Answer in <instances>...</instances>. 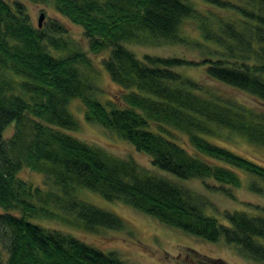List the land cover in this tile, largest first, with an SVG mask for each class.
I'll return each mask as SVG.
<instances>
[{
  "label": "trees",
  "instance_id": "obj_1",
  "mask_svg": "<svg viewBox=\"0 0 264 264\" xmlns=\"http://www.w3.org/2000/svg\"><path fill=\"white\" fill-rule=\"evenodd\" d=\"M202 1L236 15L213 25L201 20L191 0H27L50 5L79 26L91 53L107 52L101 66L121 89L117 105L96 96V67L86 53L70 49L60 19L39 28L23 1L0 0V264H127L69 232L30 221L54 220L87 232L124 227L115 213L79 199L78 188L206 241L223 238L264 263V217L224 211L222 223L207 211V198L172 178L212 179L218 183L213 190L227 195L226 185L241 184L236 170L264 181V166L209 139L234 133L264 147V113L203 96L197 82L173 70L196 65L190 61L139 58L125 45L188 43L180 27L186 19H200L202 41L189 43L204 48L200 65L207 77L264 106V0H251L249 7ZM75 99L86 121L115 133L169 177L69 134L78 127L69 109ZM176 132L186 136L183 144ZM23 168L42 174L49 188L19 177ZM249 187L264 193L254 182ZM190 254L195 264H225L188 249Z\"/></svg>",
  "mask_w": 264,
  "mask_h": 264
},
{
  "label": "rangeland",
  "instance_id": "obj_2",
  "mask_svg": "<svg viewBox=\"0 0 264 264\" xmlns=\"http://www.w3.org/2000/svg\"><path fill=\"white\" fill-rule=\"evenodd\" d=\"M12 2L14 0H6ZM23 1L27 6L30 19L34 26L38 25V17L40 13H44L42 25L50 19H60L67 28L69 35L66 37L70 49H79L87 54L96 67L95 84L97 87L96 96L102 102L108 100L117 105H122L120 97L121 89L117 84L111 81L106 71L101 66V59L106 56L107 52L93 54L88 48L87 39L82 34V29L60 18L50 5L32 4L27 0ZM202 19L208 20L211 24H215L218 19H227L235 17V11L231 9H222L210 4H206L202 0H191ZM229 1L236 6L249 7L251 0H224ZM200 19L190 18L183 21L180 27V34L188 39L185 44H142L135 42H127L125 45L133 51V53L142 58L145 54L160 57H174L190 61L196 65H181L173 68L174 71L184 77H188L197 82L201 88V94L205 97H219L229 100L237 105L244 106L255 112L264 113V106L257 99L244 92L229 88L220 83L210 80L206 73L205 67L200 65L204 48L192 46L189 42L193 39L202 41L200 35ZM203 43L207 46H214L212 42ZM69 109L78 122L75 130H68V133L78 139L104 149L110 155L126 160H133L144 171L167 176L153 167L150 159L137 152L129 143L120 139L115 133H112L97 123L88 122L84 118V107L80 100H72ZM13 124H11L4 135L8 138L12 134ZM175 139L183 144L186 136L176 132ZM224 134V133H223ZM212 142L223 145L234 152L264 166V147L249 143L244 137L234 133H225L222 139L209 138ZM239 174L241 184L239 187L228 186L225 188L230 195L213 189L218 183L212 179L199 180L188 179L182 180L173 177V180L192 189L194 192L208 199L211 206L207 211L215 215L222 223H225L222 213L224 211H242L249 216L264 217V193H258L250 189L251 182L263 188L264 181L251 176L241 170H236ZM19 177L33 185L49 188L44 185V177L42 174L23 168L19 171ZM205 182V183H204ZM207 184L209 188L205 186ZM75 195L94 206L111 211L118 215L124 224V227L118 230L100 228L94 232H87L80 228H74L64 225L54 220H36L30 219L32 222H40L47 228H55L64 232H69L83 242L96 247L102 251L114 252L127 264H195L197 259L194 254L187 255V250L192 249L210 258H220L225 264H264L255 262L242 255L236 245L227 244L223 238L217 241H206L200 237L186 233L180 229L164 225L156 218L141 213L134 208L127 206L121 202H110L103 199L99 194L78 188ZM0 208V213L2 212Z\"/></svg>",
  "mask_w": 264,
  "mask_h": 264
},
{
  "label": "water",
  "instance_id": "obj_3",
  "mask_svg": "<svg viewBox=\"0 0 264 264\" xmlns=\"http://www.w3.org/2000/svg\"><path fill=\"white\" fill-rule=\"evenodd\" d=\"M43 20H44V13H40L38 17V27L39 28L42 26Z\"/></svg>",
  "mask_w": 264,
  "mask_h": 264
}]
</instances>
